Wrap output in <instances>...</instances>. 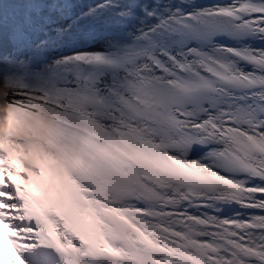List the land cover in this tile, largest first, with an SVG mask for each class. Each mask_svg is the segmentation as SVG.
<instances>
[{
  "label": "snow or ice",
  "instance_id": "1",
  "mask_svg": "<svg viewBox=\"0 0 264 264\" xmlns=\"http://www.w3.org/2000/svg\"><path fill=\"white\" fill-rule=\"evenodd\" d=\"M0 264H264V0H0Z\"/></svg>",
  "mask_w": 264,
  "mask_h": 264
}]
</instances>
